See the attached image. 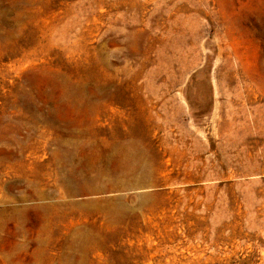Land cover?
<instances>
[{
  "label": "rangeland",
  "instance_id": "1",
  "mask_svg": "<svg viewBox=\"0 0 264 264\" xmlns=\"http://www.w3.org/2000/svg\"><path fill=\"white\" fill-rule=\"evenodd\" d=\"M0 264H264V0H0Z\"/></svg>",
  "mask_w": 264,
  "mask_h": 264
}]
</instances>
